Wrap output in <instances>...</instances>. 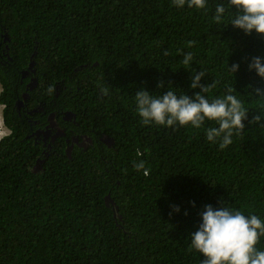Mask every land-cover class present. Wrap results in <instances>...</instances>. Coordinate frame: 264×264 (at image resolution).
<instances>
[{"label": "trees", "instance_id": "obj_1", "mask_svg": "<svg viewBox=\"0 0 264 264\" xmlns=\"http://www.w3.org/2000/svg\"><path fill=\"white\" fill-rule=\"evenodd\" d=\"M220 2L198 10L172 0H0L10 131L0 140V264H201L190 236L206 205L264 220V128L251 122L264 117V78L248 67L264 62V34L233 27L235 7L217 23ZM201 71L200 83L214 84L210 101L232 88L248 110L224 149L206 138L215 121L145 125L137 112L141 90L194 97ZM50 115L67 131L46 146L34 133ZM70 129L88 138L71 156ZM140 160L147 176L134 167ZM256 247L264 251V237Z\"/></svg>", "mask_w": 264, "mask_h": 264}, {"label": "clouds", "instance_id": "obj_2", "mask_svg": "<svg viewBox=\"0 0 264 264\" xmlns=\"http://www.w3.org/2000/svg\"><path fill=\"white\" fill-rule=\"evenodd\" d=\"M172 3L178 8H183L185 4L189 8L194 7L198 10L207 7V0H172ZM233 7L237 9L230 22L233 27L243 30L245 34H251L253 31L264 34V0L220 2L216 5L213 18L220 23L226 11ZM6 40L8 39L5 38ZM192 60V53L189 52L185 54L183 63L189 65ZM248 67L264 78L262 58L253 57ZM238 69V64H233L230 68L232 73ZM204 75L205 73L201 71L192 77L191 88H200V92L194 97L184 94L178 96L171 90L163 96H153L145 90L137 92L135 97L137 112L143 123L170 127L178 123L180 126L191 125L194 128H201L205 120L215 121L218 127H210L206 130L207 140L212 143L219 140L220 149L232 144L233 135H239L244 131L248 110L232 94V88H229L222 98L217 97L210 101L205 94L214 87V84L202 85L200 81ZM158 86L162 87L163 84ZM102 92L108 94L107 89H102ZM256 94L264 98V90L256 89ZM262 120L264 117L260 115L253 117L251 122L260 124V127L264 128ZM53 122L57 127L58 123L54 118ZM81 136L85 140L88 139L85 135ZM74 139L80 143L79 137L67 138V144L71 142L70 146L73 148ZM134 167L137 171L143 170L145 176L149 174L143 160L135 163ZM175 211H179V208H175ZM201 218L202 223L198 230L190 236V247L205 257L201 260V264H264V251L256 247L260 238L264 237V220L259 216H245L241 211H232L224 206L214 209L211 205H206Z\"/></svg>", "mask_w": 264, "mask_h": 264}, {"label": "water", "instance_id": "obj_3", "mask_svg": "<svg viewBox=\"0 0 264 264\" xmlns=\"http://www.w3.org/2000/svg\"><path fill=\"white\" fill-rule=\"evenodd\" d=\"M6 39H8V37L6 36ZM31 67H34V62H32L31 63V65H30ZM30 69H32V68H30ZM35 73V70L34 69H32V73ZM28 75H30V72H28V71H25L24 72V74H23V77H26V76H28ZM37 82V79L36 78H33L32 79V82L28 85V89H33V88H35V86H36V83ZM29 98V94L28 93H24L23 94V99L24 100H22V101H19L18 102V108H21L22 106H24V101H26L27 99ZM36 112V111H35ZM65 120H70L71 119V117H72V114L70 113V112H67V113H65ZM53 118H54V115H50L49 116V122H50V126L49 127H55V123L53 122ZM45 134V137L47 138V137H49V135H50V131L49 130H46V131H42V130H37L35 133H34V135H36L37 137H39L40 136V134ZM65 136V133L64 132H59V134H57L56 135V137L52 140V141H55V139L58 137V136ZM75 140V142L76 141H78V140H76V139H74ZM103 141L105 142V143H107L108 145H111L114 141H113V139H110V138H108V137H104L103 138ZM72 150H73V146H70L69 148H68V150H67V152H68V155L69 156H71V152H72ZM43 161H38V163H37V168H40L41 167V163H42ZM107 202H111L112 203V205L113 206H115V203H114V201H112V199L110 198V196H108L107 197ZM115 210H117V208H116V206H115Z\"/></svg>", "mask_w": 264, "mask_h": 264}, {"label": "flooded vegetation", "instance_id": "obj_4", "mask_svg": "<svg viewBox=\"0 0 264 264\" xmlns=\"http://www.w3.org/2000/svg\"><path fill=\"white\" fill-rule=\"evenodd\" d=\"M25 105L26 104H24V106H22L23 109H25ZM56 122H58V121H56ZM49 126H50V123H49V125L47 124L45 126V128H41V129L39 128V129H37L38 131L39 130H42V131L49 130L51 132L50 135H49V137H47V138L45 137V134H42V133L40 134L39 137H37L39 140H43L44 141V145H46V146H48V142H54V143L57 142V140H58L59 137H57L55 139V141H52V140L56 137L57 134H59V132H65V131H67L66 126H63L62 124H59V123H58V126L57 127H49ZM70 133H71L70 134L71 138H74V137H79L80 138V143L78 141H76L75 142V146H78L79 147V146H85L86 145V143H87L86 141L87 140L84 139V141H83L82 136L76 135L72 129H70ZM49 147H50V145H49ZM51 147H53V146H51Z\"/></svg>", "mask_w": 264, "mask_h": 264}, {"label": "rangeland", "instance_id": "obj_5", "mask_svg": "<svg viewBox=\"0 0 264 264\" xmlns=\"http://www.w3.org/2000/svg\"><path fill=\"white\" fill-rule=\"evenodd\" d=\"M0 92H1V86H0ZM3 109H4V107L0 104V117L2 119V127H1L0 132L3 134L0 139L7 136L8 134H10V131L7 129V127L5 126V124L3 122Z\"/></svg>", "mask_w": 264, "mask_h": 264}, {"label": "bare ground", "instance_id": "obj_6", "mask_svg": "<svg viewBox=\"0 0 264 264\" xmlns=\"http://www.w3.org/2000/svg\"><path fill=\"white\" fill-rule=\"evenodd\" d=\"M1 127H2V119H1V117H0V130H1ZM2 133L0 132V138L2 137Z\"/></svg>", "mask_w": 264, "mask_h": 264}]
</instances>
